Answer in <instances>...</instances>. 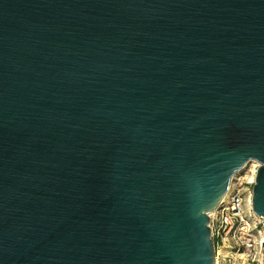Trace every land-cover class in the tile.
<instances>
[{"label":"water","instance_id":"obj_1","mask_svg":"<svg viewBox=\"0 0 264 264\" xmlns=\"http://www.w3.org/2000/svg\"><path fill=\"white\" fill-rule=\"evenodd\" d=\"M249 161L264 0H0V264H215Z\"/></svg>","mask_w":264,"mask_h":264},{"label":"built area","instance_id":"obj_2","mask_svg":"<svg viewBox=\"0 0 264 264\" xmlns=\"http://www.w3.org/2000/svg\"><path fill=\"white\" fill-rule=\"evenodd\" d=\"M257 169L256 163L246 185H253ZM241 187L240 179H235L228 196L209 215L210 237L213 245L227 246L237 264H264V217L253 212L251 193Z\"/></svg>","mask_w":264,"mask_h":264},{"label":"rangeland","instance_id":"obj_3","mask_svg":"<svg viewBox=\"0 0 264 264\" xmlns=\"http://www.w3.org/2000/svg\"><path fill=\"white\" fill-rule=\"evenodd\" d=\"M253 167L254 163H246L243 168H241L238 172H236L231 180L236 177V179H240V184L242 191H246V193H251V187L249 185H246L245 183L249 180H251L252 173H253ZM230 180V183H234L235 179L233 181ZM222 248L221 245H216L214 243V250H215V264H237V260L234 259L233 255H231V252L226 255L225 257H219L217 256L218 250Z\"/></svg>","mask_w":264,"mask_h":264},{"label":"bare ground","instance_id":"obj_4","mask_svg":"<svg viewBox=\"0 0 264 264\" xmlns=\"http://www.w3.org/2000/svg\"><path fill=\"white\" fill-rule=\"evenodd\" d=\"M247 163H254V166H256V163L254 161H249ZM234 179H236V177H234L231 181H233ZM233 183H230V187H232ZM230 192V190H228L225 194V196H228V193ZM251 202V200H250ZM230 253V250L228 249L227 246L223 245L222 248L220 250H218L217 252V256L219 257H225L226 255H228ZM227 257V256H226Z\"/></svg>","mask_w":264,"mask_h":264}]
</instances>
